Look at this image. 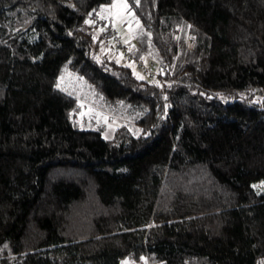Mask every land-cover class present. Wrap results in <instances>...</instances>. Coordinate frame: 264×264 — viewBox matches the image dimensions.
Listing matches in <instances>:
<instances>
[{
	"label": "trees",
	"instance_id": "16d2710c",
	"mask_svg": "<svg viewBox=\"0 0 264 264\" xmlns=\"http://www.w3.org/2000/svg\"><path fill=\"white\" fill-rule=\"evenodd\" d=\"M111 1L0 0V264H257L264 0H126L156 80L101 52L86 20ZM61 69L137 109L138 133L78 128Z\"/></svg>",
	"mask_w": 264,
	"mask_h": 264
},
{
	"label": "rangeland",
	"instance_id": "374dc122",
	"mask_svg": "<svg viewBox=\"0 0 264 264\" xmlns=\"http://www.w3.org/2000/svg\"><path fill=\"white\" fill-rule=\"evenodd\" d=\"M126 6V7H125ZM98 19L109 23L119 36L121 44H124L126 54L122 50L113 48L112 42L108 38H102L101 52L116 61L129 66L135 75L141 79L156 80L158 70L156 61L152 56L148 33L141 27L139 21L129 10L126 0H112L109 4L100 7L98 13L94 14ZM93 19H87L86 24L96 35L101 33L103 27L93 24ZM176 38L180 41L178 60H185L189 57L188 49L191 44L185 31L179 30ZM122 51V52H121ZM137 55V57H135ZM141 61L149 71L143 73L137 69ZM56 87L72 95L77 103L76 109L72 112V120L76 126L85 130H98L103 138L109 139L114 130L123 126L130 132L138 133V127L134 123L139 111L124 102L106 101L100 94L94 91L80 76L67 70L61 69L56 78ZM251 97L247 100H260L257 91H251ZM213 95L224 97L219 92ZM234 96H232V99ZM254 99V100H253ZM121 264H146L145 261L135 263L129 259H122ZM257 264H264V258H260Z\"/></svg>",
	"mask_w": 264,
	"mask_h": 264
},
{
	"label": "built area",
	"instance_id": "2783aa9c",
	"mask_svg": "<svg viewBox=\"0 0 264 264\" xmlns=\"http://www.w3.org/2000/svg\"><path fill=\"white\" fill-rule=\"evenodd\" d=\"M93 21L95 24H99L101 27H103V31H105L106 33V37L108 38L111 42H112V46L115 49L118 50H122V54H126V50L124 47V44L120 42L119 36L117 35L116 31L113 29V27L109 24V23H105L104 21L98 19L95 15H93L92 17ZM137 69L142 71L143 73H146L149 71L147 70V68L145 67L144 63H142L141 61H139L138 65H137Z\"/></svg>",
	"mask_w": 264,
	"mask_h": 264
},
{
	"label": "crops",
	"instance_id": "0c3cea01",
	"mask_svg": "<svg viewBox=\"0 0 264 264\" xmlns=\"http://www.w3.org/2000/svg\"><path fill=\"white\" fill-rule=\"evenodd\" d=\"M121 261H122V260H121ZM119 264H121V262H120Z\"/></svg>",
	"mask_w": 264,
	"mask_h": 264
},
{
	"label": "snow or ice",
	"instance_id": "6c2138e0",
	"mask_svg": "<svg viewBox=\"0 0 264 264\" xmlns=\"http://www.w3.org/2000/svg\"><path fill=\"white\" fill-rule=\"evenodd\" d=\"M126 7V6H125Z\"/></svg>",
	"mask_w": 264,
	"mask_h": 264
}]
</instances>
